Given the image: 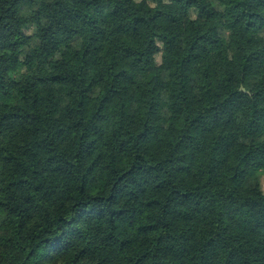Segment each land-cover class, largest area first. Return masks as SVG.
<instances>
[{"label":"trees","instance_id":"16d2710c","mask_svg":"<svg viewBox=\"0 0 264 264\" xmlns=\"http://www.w3.org/2000/svg\"><path fill=\"white\" fill-rule=\"evenodd\" d=\"M262 180L264 0H0V264H264Z\"/></svg>","mask_w":264,"mask_h":264},{"label":"rangeland","instance_id":"374dc122","mask_svg":"<svg viewBox=\"0 0 264 264\" xmlns=\"http://www.w3.org/2000/svg\"><path fill=\"white\" fill-rule=\"evenodd\" d=\"M92 13L96 16H101L104 17L106 19V21H110L111 17L109 15V13L107 12V4L106 2H103V4L92 10ZM178 21L180 22V20L178 19ZM241 35V32L237 29H230L227 31L225 38L223 39V41L220 44V47L222 50H224L226 47H228V45H230L235 39H237L239 36ZM156 62L159 63L160 62V55L156 56ZM155 72V69L150 71V75L153 74ZM256 176L255 172L249 171L246 173L245 178H244V182L247 185H251L254 183V178ZM262 179V178H261ZM262 183V189L264 190V180L261 181Z\"/></svg>","mask_w":264,"mask_h":264}]
</instances>
